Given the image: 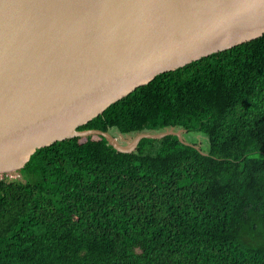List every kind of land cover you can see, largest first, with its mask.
<instances>
[{
  "label": "trees",
  "instance_id": "1",
  "mask_svg": "<svg viewBox=\"0 0 264 264\" xmlns=\"http://www.w3.org/2000/svg\"><path fill=\"white\" fill-rule=\"evenodd\" d=\"M169 128L181 139L143 137L131 152L98 134L57 140L19 177L0 173V264H264V33L78 126Z\"/></svg>",
  "mask_w": 264,
  "mask_h": 264
},
{
  "label": "water",
  "instance_id": "2",
  "mask_svg": "<svg viewBox=\"0 0 264 264\" xmlns=\"http://www.w3.org/2000/svg\"><path fill=\"white\" fill-rule=\"evenodd\" d=\"M264 33V0H0V171L22 167L156 75Z\"/></svg>",
  "mask_w": 264,
  "mask_h": 264
},
{
  "label": "rangeland",
  "instance_id": "3",
  "mask_svg": "<svg viewBox=\"0 0 264 264\" xmlns=\"http://www.w3.org/2000/svg\"><path fill=\"white\" fill-rule=\"evenodd\" d=\"M179 131H180V134H181L182 130H179ZM158 133H161V132H158ZM114 136H115L116 140L122 145L127 144L128 142L132 141V139H133V136H123L122 134L117 133V132L114 133ZM16 170L17 169H14V170H2V171H0V173L8 174L9 177H16V176L19 177L18 173L16 172Z\"/></svg>",
  "mask_w": 264,
  "mask_h": 264
},
{
  "label": "bare ground",
  "instance_id": "4",
  "mask_svg": "<svg viewBox=\"0 0 264 264\" xmlns=\"http://www.w3.org/2000/svg\"><path fill=\"white\" fill-rule=\"evenodd\" d=\"M201 82V81H200ZM204 83V82H203ZM202 86V85H201Z\"/></svg>",
  "mask_w": 264,
  "mask_h": 264
}]
</instances>
